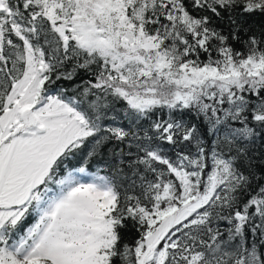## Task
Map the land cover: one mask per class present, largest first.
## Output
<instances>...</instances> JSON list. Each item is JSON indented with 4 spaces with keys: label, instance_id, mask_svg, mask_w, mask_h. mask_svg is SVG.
Returning <instances> with one entry per match:
<instances>
[{
    "label": "snow or ice",
    "instance_id": "6c2138e0",
    "mask_svg": "<svg viewBox=\"0 0 264 264\" xmlns=\"http://www.w3.org/2000/svg\"><path fill=\"white\" fill-rule=\"evenodd\" d=\"M0 264H264V0H0Z\"/></svg>",
    "mask_w": 264,
    "mask_h": 264
}]
</instances>
